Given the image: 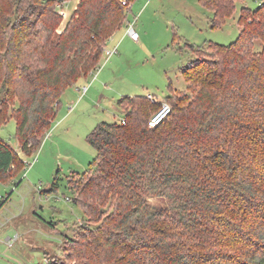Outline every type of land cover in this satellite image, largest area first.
Instances as JSON below:
<instances>
[{
	"label": "trees",
	"instance_id": "trees-1",
	"mask_svg": "<svg viewBox=\"0 0 264 264\" xmlns=\"http://www.w3.org/2000/svg\"><path fill=\"white\" fill-rule=\"evenodd\" d=\"M9 1L18 11L9 14L0 3V32L10 33L17 48H0V62L22 60L19 76L31 85L15 118L30 154L51 129L65 89L101 63L127 9L121 0H80L56 34L47 23L51 3ZM199 1L213 10V26L235 8L234 0ZM239 24L229 45L187 43L208 56L197 55L183 70L188 93L178 101L176 91L167 96L173 107L161 124H146L161 104L125 96L119 104L126 123L101 121L88 135L94 167L75 173L69 186L86 213L104 216L102 226L85 231L80 245L71 241L66 258L50 264H264V45L257 50V41L264 44V2L244 6ZM16 162L0 136V173ZM164 196L169 208L151 205L149 197Z\"/></svg>",
	"mask_w": 264,
	"mask_h": 264
},
{
	"label": "rangeland",
	"instance_id": "rangeland-1",
	"mask_svg": "<svg viewBox=\"0 0 264 264\" xmlns=\"http://www.w3.org/2000/svg\"><path fill=\"white\" fill-rule=\"evenodd\" d=\"M38 1L41 5L51 3L54 12L47 14V23L56 27L57 34L66 28L80 0H70L66 6L58 0ZM263 2L234 0L233 12L224 16L221 25L213 26V10L199 0H133L127 21L123 19L124 25L105 45L98 69L97 65L65 89L51 129L30 154H25L16 135L15 118L31 85L26 76H19L22 60L12 66L0 62V136L17 153L11 171L0 173V199L9 197L0 207V264L59 262L66 258L71 241L80 240L75 244L80 245L85 231L100 229L104 216L100 212L86 213L74 202L77 195L69 186L75 173L94 167L96 150L88 142V135L101 121H121L125 111L119 102L125 96L151 94L161 101L159 104L173 105L167 96L176 91V101L182 99L188 86L183 70L197 55L208 56L206 51L195 52L187 43L195 48L210 42L231 44L240 33L242 8H257ZM0 3L9 14L18 11L9 0ZM115 15L112 13L106 21V31H111ZM134 21L140 34L138 41L127 34V22ZM9 34L0 32L1 49L11 45L17 48ZM263 45L257 41V50ZM107 50L114 52L107 55ZM11 59L18 60L14 55ZM9 74L14 77L10 79ZM155 110L147 116V125ZM4 174L13 176L2 181ZM78 180L74 178V184ZM149 198L154 208L171 206L167 196ZM91 238L96 240L95 232Z\"/></svg>",
	"mask_w": 264,
	"mask_h": 264
},
{
	"label": "built area",
	"instance_id": "built-area-1",
	"mask_svg": "<svg viewBox=\"0 0 264 264\" xmlns=\"http://www.w3.org/2000/svg\"><path fill=\"white\" fill-rule=\"evenodd\" d=\"M58 1L61 2L63 6L68 5V3L70 2V0H58ZM122 3L126 6V9L128 11L131 9L133 1L132 0H122ZM135 25H136L135 21L133 23L127 22V34L130 35V37L133 40L138 41L140 38V34L137 31ZM113 52H114L113 50L106 51L107 55H111ZM84 89H86V87H84ZM147 96L149 99L153 101H157L153 95L148 94ZM171 111H172V105L167 102H162L161 107L155 113L152 114L150 121H149V127L154 128L158 126L159 124H161L170 115ZM121 122L125 124L126 119L122 117ZM1 200L2 199H0V201Z\"/></svg>",
	"mask_w": 264,
	"mask_h": 264
},
{
	"label": "crops",
	"instance_id": "crops-1",
	"mask_svg": "<svg viewBox=\"0 0 264 264\" xmlns=\"http://www.w3.org/2000/svg\"><path fill=\"white\" fill-rule=\"evenodd\" d=\"M112 36H114V34H113ZM112 36H111V37H112ZM111 37H110V38H111ZM110 38H109V39H110ZM147 97H148V96H147ZM157 100H158V101H157L158 103L161 102L159 99H157ZM161 100H163V99H161Z\"/></svg>",
	"mask_w": 264,
	"mask_h": 264
}]
</instances>
